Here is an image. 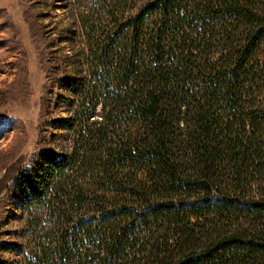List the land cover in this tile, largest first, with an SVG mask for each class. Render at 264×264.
I'll return each instance as SVG.
<instances>
[{"label": "trees", "instance_id": "obj_1", "mask_svg": "<svg viewBox=\"0 0 264 264\" xmlns=\"http://www.w3.org/2000/svg\"><path fill=\"white\" fill-rule=\"evenodd\" d=\"M104 14L81 16L85 71L62 82L71 145L12 178L33 244L5 250L25 264H264V0Z\"/></svg>", "mask_w": 264, "mask_h": 264}, {"label": "rangeland", "instance_id": "obj_2", "mask_svg": "<svg viewBox=\"0 0 264 264\" xmlns=\"http://www.w3.org/2000/svg\"><path fill=\"white\" fill-rule=\"evenodd\" d=\"M117 3L0 0V264L26 262L4 245L33 244L25 230L26 191L13 176L32 167L41 150L62 153L72 143L64 122L77 101L62 82L85 71L81 16L97 19Z\"/></svg>", "mask_w": 264, "mask_h": 264}]
</instances>
